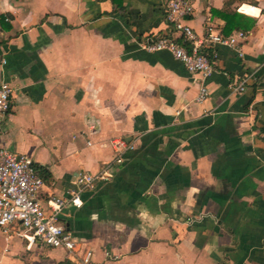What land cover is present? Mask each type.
I'll return each instance as SVG.
<instances>
[{
  "label": "crops",
  "instance_id": "0c3cea01",
  "mask_svg": "<svg viewBox=\"0 0 264 264\" xmlns=\"http://www.w3.org/2000/svg\"><path fill=\"white\" fill-rule=\"evenodd\" d=\"M166 1L0 0V83L12 89L0 147L45 173V205L113 160L111 141L130 144L110 181L60 215L97 264H264V0L194 2L197 35L207 22L244 35L242 57L216 45L206 79L140 48L166 33ZM76 263L0 233V264Z\"/></svg>",
  "mask_w": 264,
  "mask_h": 264
},
{
  "label": "built area",
  "instance_id": "2783aa9c",
  "mask_svg": "<svg viewBox=\"0 0 264 264\" xmlns=\"http://www.w3.org/2000/svg\"><path fill=\"white\" fill-rule=\"evenodd\" d=\"M196 0H167L164 8L166 33L162 36H146L140 48L150 54L167 53L178 62L188 74L202 79L213 71L212 57L216 45L229 47L242 57L239 43L243 33L222 36L210 22L199 36L187 24L194 13ZM248 77L238 84L229 85L230 92H243ZM208 96L205 86H201L196 102H203ZM12 110V89L7 83H0V133L5 118ZM115 157L103 164L95 174L80 172L72 180V188L63 197L48 195L45 205L39 200L44 186L38 168L30 155L17 154L0 147V233L8 240L18 237L25 241L26 248L63 249L66 257H74L76 264H97L93 253L78 251V242L65 226L60 223V215L68 208L82 207V194L91 191L96 183H106L112 178V169L124 162L126 152L132 149L124 139L110 143ZM106 257H110L106 254ZM113 259H116L114 256Z\"/></svg>",
  "mask_w": 264,
  "mask_h": 264
},
{
  "label": "trees",
  "instance_id": "16d2710c",
  "mask_svg": "<svg viewBox=\"0 0 264 264\" xmlns=\"http://www.w3.org/2000/svg\"><path fill=\"white\" fill-rule=\"evenodd\" d=\"M117 1V0H116ZM228 20H227V22H226V25L228 24ZM226 28H227V26H226ZM227 31H226V35H228L229 33H230V29H226ZM38 168V167H37ZM38 174H39V176L41 177V179L42 180H45L46 179V175H45V173L40 169V168H38Z\"/></svg>",
  "mask_w": 264,
  "mask_h": 264
},
{
  "label": "rangeland",
  "instance_id": "374dc122",
  "mask_svg": "<svg viewBox=\"0 0 264 264\" xmlns=\"http://www.w3.org/2000/svg\"><path fill=\"white\" fill-rule=\"evenodd\" d=\"M19 135H20V131L18 132V134H17L16 136H17V137H20Z\"/></svg>",
  "mask_w": 264,
  "mask_h": 264
}]
</instances>
